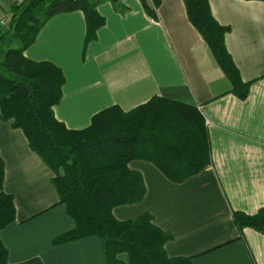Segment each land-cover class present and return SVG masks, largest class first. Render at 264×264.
<instances>
[{
	"label": "crops",
	"instance_id": "1",
	"mask_svg": "<svg viewBox=\"0 0 264 264\" xmlns=\"http://www.w3.org/2000/svg\"><path fill=\"white\" fill-rule=\"evenodd\" d=\"M88 1L104 25L84 51L80 11L46 20L23 51L64 76L53 116L67 129L81 130L107 107L127 112L157 96L197 108L210 151V164L182 182L170 181L148 161L129 162L145 192L137 203L114 207L112 216L126 221L150 214L170 236L163 246L169 258L264 264V234L238 229L233 220L235 212L253 215L264 207V2L207 0L213 18L229 29L225 49L241 80L249 83L240 99L189 23L182 0H160L158 21L146 15L139 0H116L122 12L108 0ZM18 2L0 0V19ZM5 49L0 47V60ZM0 156L2 190L14 206V221L0 230L6 264H104L97 237L53 244L75 222L58 204L52 170L31 151L23 132L1 119ZM118 257L129 264L127 254Z\"/></svg>",
	"mask_w": 264,
	"mask_h": 264
},
{
	"label": "trees",
	"instance_id": "2",
	"mask_svg": "<svg viewBox=\"0 0 264 264\" xmlns=\"http://www.w3.org/2000/svg\"><path fill=\"white\" fill-rule=\"evenodd\" d=\"M120 12L116 0H108ZM189 23L209 47L217 64L240 99L248 94L249 83L241 80L224 46L229 31L213 18L207 0H182ZM262 1L264 0H245ZM146 15L158 21L160 0H139ZM80 11L85 20L84 47L96 39L104 18L88 0H22L11 9L0 42L9 46L0 60V119L20 129L31 151L53 172L52 183L58 204L65 206L75 228L53 240V244L97 237L104 264H191L189 259L169 258L163 249L170 236L154 225L144 213L119 221L114 207L139 202L145 192L139 173L128 163H152L170 181L182 182L210 164L209 143L204 120L197 108L154 96L146 103L124 112L107 107L81 130H69L53 116L59 103L64 76L49 62H34L23 55L49 18ZM9 36V38H7ZM4 162L0 156V230L14 221L13 198L2 190ZM238 229L252 228L264 234V207L253 215L233 214ZM7 250L0 241V264H6Z\"/></svg>",
	"mask_w": 264,
	"mask_h": 264
},
{
	"label": "built area",
	"instance_id": "3",
	"mask_svg": "<svg viewBox=\"0 0 264 264\" xmlns=\"http://www.w3.org/2000/svg\"><path fill=\"white\" fill-rule=\"evenodd\" d=\"M22 0H19L18 3H20ZM12 15L11 13L7 14L6 16H4L3 18L0 19V28L3 29V28H7L9 22H10V19H11Z\"/></svg>",
	"mask_w": 264,
	"mask_h": 264
},
{
	"label": "rangeland",
	"instance_id": "4",
	"mask_svg": "<svg viewBox=\"0 0 264 264\" xmlns=\"http://www.w3.org/2000/svg\"><path fill=\"white\" fill-rule=\"evenodd\" d=\"M4 31H5V30H4ZM9 46H12V44H9V40H7V39L4 40V41H2V42H0V47H1V48L3 47V48H6V49H7ZM6 49H5V50H6ZM0 53H1V52H0Z\"/></svg>",
	"mask_w": 264,
	"mask_h": 264
}]
</instances>
